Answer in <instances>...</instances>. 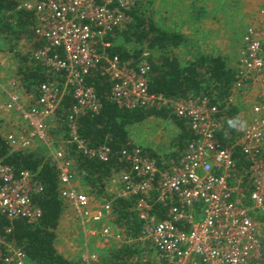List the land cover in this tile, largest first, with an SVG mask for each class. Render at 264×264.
Here are the masks:
<instances>
[{
  "label": "built area",
  "instance_id": "built-area-1",
  "mask_svg": "<svg viewBox=\"0 0 264 264\" xmlns=\"http://www.w3.org/2000/svg\"><path fill=\"white\" fill-rule=\"evenodd\" d=\"M17 1L16 10L33 16L31 30L40 43L33 58L54 81L26 92L16 76L0 78V115H5L0 133L6 129L2 135L10 152L41 158L43 149L49 151L64 216L72 213L83 229L91 225L87 236L99 234L104 243L116 240L147 246L155 251L159 264H262L264 47L259 25L246 29L234 69L236 81L225 100L214 101L202 93L173 100L149 91L148 49L129 59L111 52L114 44L108 37L132 23L137 0ZM93 75L108 81L106 99L119 109L165 108L184 122L190 134L181 155L159 166L144 147L131 142L126 146L130 149L113 152L110 137L98 146L82 139L79 120L99 116L103 107L88 83ZM68 96L72 103L65 109ZM237 107L244 120L235 123L232 115ZM62 134L65 145L59 141ZM81 155L102 163L115 159L124 166L114 175L112 193L106 191L110 184L106 181L111 200L96 202L90 185H77ZM42 194L37 174L17 173L0 160V214L10 225L15 221L37 225L42 211L34 198ZM113 200L128 202L139 224L137 237L123 239L110 227ZM99 225L100 233L94 231ZM11 231V226L5 227L0 235V264H29L25 252L6 240ZM85 251L86 264L98 262L95 253Z\"/></svg>",
  "mask_w": 264,
  "mask_h": 264
},
{
  "label": "trees",
  "instance_id": "trees-1",
  "mask_svg": "<svg viewBox=\"0 0 264 264\" xmlns=\"http://www.w3.org/2000/svg\"><path fill=\"white\" fill-rule=\"evenodd\" d=\"M16 5L17 0H0V52H7L17 63L13 74L27 90L26 92H30L32 87L52 82L54 79L50 73H47L46 67L33 58V51L40 46V43L34 41L31 30L32 13L15 11ZM144 6L143 0H137V6L132 12V23L123 30H115L108 37V41L114 44L111 52L123 59L131 58V54L139 55L143 46L151 53L156 52L158 56L151 57V70L148 75L149 91L155 96L175 100L202 93L213 99L225 100L236 81L235 70L227 64L226 58L199 52L187 62L188 64L182 65L174 49L184 42L183 35L162 30L151 19L146 21L142 15ZM22 38L27 42L24 52L18 48V42ZM261 40L263 43V34ZM88 83L94 87L103 103L99 116L95 118L85 116L78 122L79 136L90 146L104 144L106 137H110L111 142L108 144L113 152H119L123 148L130 149L131 146L126 147L131 139L130 129L149 117L174 122L180 130L173 143L174 147H181L188 139L184 123L174 117L168 109L125 111L106 99L110 91V84L106 79L93 75L88 78ZM68 106L66 104L65 108ZM241 113L244 114L238 107L233 110L232 120H235V123L244 120V115ZM152 157L159 166L168 161L166 155L161 157L153 154ZM0 160L17 173L28 170L37 174L38 182L44 188V194L34 198L42 211L40 222L30 226L23 221H15L10 225L0 214V235L4 234L5 227L11 226L12 231L7 235L6 240L25 252L29 264H73L57 249V232L64 206L59 198L56 166L31 153L10 152L2 133H0ZM77 166L78 172L84 175L83 183L91 186L95 198L100 196L105 200H111L106 194L105 184L110 174L119 169L116 160L102 163L81 155L77 157ZM127 206L128 202L124 200L112 201L113 223L118 228H124L127 237L133 239L138 235L139 224L135 216L126 209ZM133 254L131 248L124 247L119 253H114L112 263L128 264ZM95 264H102V261ZM262 264H264V255Z\"/></svg>",
  "mask_w": 264,
  "mask_h": 264
},
{
  "label": "crops",
  "instance_id": "crops-1",
  "mask_svg": "<svg viewBox=\"0 0 264 264\" xmlns=\"http://www.w3.org/2000/svg\"><path fill=\"white\" fill-rule=\"evenodd\" d=\"M237 2V1H236ZM172 3L176 6L175 9V16L176 19H181L184 20L186 19L187 21L190 19V21L194 24L198 23L202 26L203 30L206 29V37H208L211 34H216L217 35V31L220 29V23L223 20V15H226L228 17V19L233 20L232 22L234 23V21L236 20V27L238 25V21L240 20L238 15H236L235 17V7H233V3L234 0H172ZM18 4V1H17ZM238 4V2H237ZM225 5H229L230 7L226 10L224 9ZM174 6V7H175ZM17 5L15 6L14 10L15 11H21V10H16ZM199 12V13H198ZM198 13V14H197ZM215 21V22H214ZM178 25V24H177ZM262 24L259 25L261 32L264 30L263 28H261ZM250 27V25H249ZM200 28V27H199ZM248 28V27H247ZM246 28V29H247ZM201 29V28H200ZM246 29L243 33V35L240 37V51L239 48L235 51H233L232 49V43L231 40L226 37L225 40H221L219 38L220 44L218 46H220L219 48H217V44L213 47H211V51L208 52V54H213L215 56H222L224 58H226L227 60V64L235 69L236 65L238 63V59L240 56V53L242 51L243 48V37L244 34L246 32ZM181 32L180 30H176V32ZM173 33V32H172ZM183 33V32H181ZM202 33V31H201ZM263 34V33H262ZM203 37V35H202ZM218 40V37H216ZM207 40L209 41H213V44H215L216 39H211V38H207ZM205 43H208L206 41V38L203 40ZM209 44V43H208ZM263 45H264V40H263ZM229 52H233L232 56L233 58H228V55H230ZM237 52L236 56L234 55ZM231 56V55H230ZM263 56H264V52H263ZM248 101H252L253 98L249 97L247 99ZM0 101H2L0 99ZM72 103V99L70 96L65 98V105L66 104H71ZM65 108V107H64ZM67 108V107H66ZM65 108V109H66ZM0 121L5 117V115H0ZM174 116V115H173ZM153 122H159V123H165L167 124V122H169L172 127H173V131L174 133H176V137L177 138L178 134H180V130L177 128V126L174 124V122L172 120H164V119H160V118H155V117H149L146 120H144L143 122H141L138 125L133 126L130 129V138H131V131L134 129V127H142L145 126L146 124H153ZM184 123V122H183ZM184 126H186V130H187V134L189 137V129L187 127V125L184 123ZM6 132V129H2V133L4 134ZM64 134V133H63ZM62 134V138L59 141H62V143L65 145V136H63ZM141 134V132H140ZM155 137H147V135L145 133H142L141 135H139V137H137L136 139L134 138V136L132 135V138L130 139V142L135 144V145H139L140 147H144L147 151V153H149L151 156L153 154L156 155H160L161 157L166 155V157H178L181 155V152L184 148V144L186 141H184V143L181 145V147H174V145L172 144V147L169 148L168 153H162L161 151L157 150L159 149L156 144V141H151L154 140ZM175 139L173 141V143L175 142ZM58 141V142H59ZM154 142V144L152 143ZM64 145H57L56 147H60L61 149L63 148H68L67 146ZM127 146V145H126ZM49 151L46 149L42 151L41 153V159H43V161L45 162H52L51 157L49 155ZM35 157H39L37 155H34ZM45 156V158H44ZM40 158V157H39ZM167 158V159H168ZM119 169L117 172H113L110 174L109 178H108V182L110 184L106 185V191L108 193H112L114 191V188L116 186V184L114 183V175L115 173L120 172L121 170H124V166L123 165H119L118 166ZM78 171V170H77ZM78 175L75 178V182L78 184H82L85 185L83 182L85 181L84 179V175H82L80 172L77 173ZM86 186V185H85ZM82 188H85L84 186H82ZM63 203V202H62ZM64 206V204H63ZM126 209L131 212V210L129 209V207L127 206ZM65 213V212H64ZM63 215L61 216L60 222H59V226H58V239L57 241L61 242V246H62V251H58L64 258L68 259L69 261H71L69 258L71 257L70 255H68L67 253L71 254V252H73V247L71 245H75L74 249H75V253L80 257L78 258L74 264H86L85 262V255H83V241L88 242L89 240H96L99 237L98 235H94V237L92 236H87V232L91 231V225H89L86 229L82 228L81 224L76 222L74 219V216L72 215V213H69L70 217H66ZM71 217L73 218L74 221L71 220ZM113 219L114 216L112 217V219H110L109 225L110 227L116 232L119 233L121 235V237H123V239H125V237H127V234L125 232L124 228H118L117 226L114 225L113 223ZM70 229V233H72L71 235H74V237H67L65 236L66 230ZM100 233V228L94 227V231H97ZM68 232V233H69ZM90 233V232H89ZM60 237V238H59ZM73 238V239H71ZM74 240V241H73ZM111 242H116L114 243V245L112 247L109 246H105V252L104 250L102 251V248H93L94 250H90L91 252L95 253L98 257V262L99 263L102 260V264H114L112 263V256L114 255L115 252L119 253V251L122 250V248L126 247V248H131L134 251V254L131 258V263L128 264H136L135 263V259L139 260L141 259L143 264H159L158 258L156 256V253L154 250L149 249L147 246H142L141 243L138 242H126V241H116V240H112ZM121 243V244H120ZM107 244V243H106ZM118 246V248L116 247ZM67 250V251H66ZM89 252V253H91ZM69 256V258H68ZM108 259V260H107ZM109 261V262H107ZM87 264H95L92 260L88 261Z\"/></svg>",
  "mask_w": 264,
  "mask_h": 264
},
{
  "label": "rangeland",
  "instance_id": "rangeland-1",
  "mask_svg": "<svg viewBox=\"0 0 264 264\" xmlns=\"http://www.w3.org/2000/svg\"><path fill=\"white\" fill-rule=\"evenodd\" d=\"M238 4H237V2ZM145 2V6L143 8L142 15L146 19V21H150V19L153 21V23L160 29L166 30L170 33H179L182 34L184 37V42L176 47L174 49V53L177 55L178 59L181 61L182 65L188 64L187 62L191 61L194 56H196L199 52L202 54H208V52L211 51V47L215 46L217 44V48L220 44V41L223 39L225 40L226 37H228L231 40L232 43V49L233 51L237 50L239 48L240 51V37L243 35L245 29L249 27V25H260L262 24L261 28L264 29V0H234L233 7H235V17L238 15L239 21L238 25L236 27V20L234 23L233 20L228 19L226 15H223V20L220 23V29L217 31L216 34H211L208 37L205 35V30H203L202 26L198 23H192L190 19L187 21L186 19H176L175 16V9L176 6L172 3V0H143ZM175 6V7H174ZM230 6L225 5L224 9H228ZM236 17V18H238ZM215 22V21H214ZM178 24V25H177ZM201 29H200V28ZM176 30H180L181 32H176ZM262 30V29H261ZM202 31V33H201ZM203 35V37H202ZM218 37V40L217 38ZM206 38V41L209 43H205L203 40ZM207 38L216 39L215 44H213V41L207 40ZM220 38V41H219ZM263 38H264V30H263ZM25 38H22L18 42V48L20 51L24 52L27 47V42L24 40ZM5 46V45H4ZM264 47V45H263ZM142 49H147L145 46L141 47ZM132 49H135L132 47ZM228 58H233L232 53L229 52ZM237 52L234 54L236 56ZM158 54L156 52H150V57H157ZM0 59L2 61V67L0 69V78H8L13 74V70H15L16 62L13 61L10 54H7V52H0ZM142 133H145L147 137L154 136L155 139L151 141H156V146L159 148L157 150L161 151L163 154L168 153L169 148L172 147L173 141L176 137V133L173 131L172 125L167 122L165 123H159V122H153V124H146L142 127H134V129L131 131V138L132 135L136 139L139 137V135ZM56 139H59L58 136ZM154 144V142H152ZM77 182V181H76ZM78 183V182H77ZM79 187L82 188V184H78ZM95 197V195H94ZM104 198L98 196L96 198V202H100ZM101 230L100 225L98 226ZM70 229L66 230L65 236L67 237H74V235H71L72 233L69 232ZM97 230L96 232H98ZM69 232V233H68ZM100 237V236H99ZM60 238V237H59ZM73 239V238H71ZM74 241V240H73ZM116 242H109L104 243L103 240L98 238L96 240H89L85 243L83 241V249L85 250H94L93 248H102V251L105 252V246L112 247ZM61 242L57 241V249L58 251H62V246L60 245ZM121 244V243H120ZM73 252L71 254L67 253L71 257L68 258L71 260V263L74 264V262L80 258L76 253L74 246ZM118 248V246H116ZM85 250H83V255H85ZM67 251V250H66ZM74 261V262H73ZM102 261V260H101ZM100 261V263H101ZM131 263V259L129 261ZM136 264H143L142 260L135 259Z\"/></svg>",
  "mask_w": 264,
  "mask_h": 264
}]
</instances>
